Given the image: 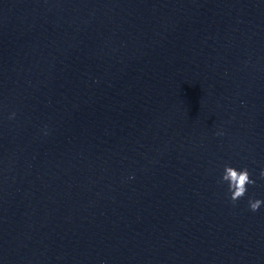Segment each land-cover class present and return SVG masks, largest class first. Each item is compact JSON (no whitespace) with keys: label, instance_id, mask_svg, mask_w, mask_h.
<instances>
[{"label":"water","instance_id":"obj_1","mask_svg":"<svg viewBox=\"0 0 264 264\" xmlns=\"http://www.w3.org/2000/svg\"><path fill=\"white\" fill-rule=\"evenodd\" d=\"M262 168L264 0H0V264H264Z\"/></svg>","mask_w":264,"mask_h":264},{"label":"clouds","instance_id":"obj_2","mask_svg":"<svg viewBox=\"0 0 264 264\" xmlns=\"http://www.w3.org/2000/svg\"><path fill=\"white\" fill-rule=\"evenodd\" d=\"M15 116V112L9 114V118ZM45 134H47V126H45ZM217 135H222L223 130H218ZM260 176L264 177V168L260 170ZM218 183L226 185L227 193L232 202L238 201L248 192V186L256 183V179L252 176L251 170L246 166H237L231 161H225L222 164L221 175ZM247 204L253 212L264 206V197L248 196Z\"/></svg>","mask_w":264,"mask_h":264}]
</instances>
